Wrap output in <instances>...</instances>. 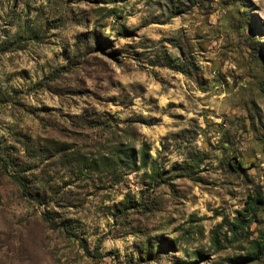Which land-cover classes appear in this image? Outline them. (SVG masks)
<instances>
[{"label":"rangeland","instance_id":"rangeland-1","mask_svg":"<svg viewBox=\"0 0 264 264\" xmlns=\"http://www.w3.org/2000/svg\"><path fill=\"white\" fill-rule=\"evenodd\" d=\"M261 196L264 0H0V264H264Z\"/></svg>","mask_w":264,"mask_h":264},{"label":"trees","instance_id":"trees-1","mask_svg":"<svg viewBox=\"0 0 264 264\" xmlns=\"http://www.w3.org/2000/svg\"><path fill=\"white\" fill-rule=\"evenodd\" d=\"M16 181H17V183H19V186H20V188L25 192V193H27V186L25 185V183H24V179H22L21 177H19V176H16L15 178H14ZM261 200H264V196H261ZM39 201V203L41 202V200H38ZM259 199L258 198H255V199H253L252 200V203H249V205H248V208H249V210L248 211H254V209H255V207L259 204ZM46 219V221H49L47 218H45ZM254 254H256V253H254ZM240 260H243V258H240ZM245 260H248V258L246 259L245 258ZM241 264H242V262H240ZM239 262L237 263V264H240ZM233 264H236L235 262L233 263Z\"/></svg>","mask_w":264,"mask_h":264}]
</instances>
